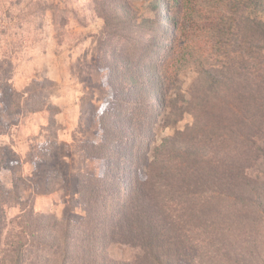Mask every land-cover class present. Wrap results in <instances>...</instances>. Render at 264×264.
Listing matches in <instances>:
<instances>
[{"label":"trees","instance_id":"trees-1","mask_svg":"<svg viewBox=\"0 0 264 264\" xmlns=\"http://www.w3.org/2000/svg\"><path fill=\"white\" fill-rule=\"evenodd\" d=\"M186 1L157 0L166 15L157 10L151 36L139 37L136 64L118 58L119 68L108 65L115 72L125 68L111 84L115 95L124 92L126 99L117 96V103L126 104L120 107L126 113L120 121L113 110L104 113L101 142L83 149L105 171L79 176L81 221L23 210V233L7 264H208L207 246L222 251L209 238L225 222L220 204L239 210L245 224L264 221V184L249 173L261 152L264 162V148L255 139L264 131V0H202L197 14ZM108 6L119 10V1ZM122 10L110 19L122 17L128 24V10ZM191 69L198 73L197 88L184 92L181 75ZM36 90L26 89L17 110L39 111ZM170 108L180 118L191 114L192 125L163 140L146 172L124 163L133 159L132 140L153 136V123ZM2 112L0 107V132ZM244 137L250 150L260 152L247 166L239 163L242 152L236 154ZM197 202L205 205L196 210ZM9 204L19 205L21 198L0 182V241L7 227L3 206ZM27 232L35 237L28 241ZM112 244L140 252L132 261L113 260L107 251Z\"/></svg>","mask_w":264,"mask_h":264},{"label":"rangeland","instance_id":"rangeland-1","mask_svg":"<svg viewBox=\"0 0 264 264\" xmlns=\"http://www.w3.org/2000/svg\"><path fill=\"white\" fill-rule=\"evenodd\" d=\"M110 1L0 0V107L4 127L0 132V182L4 190L21 198L19 205L3 206L7 227L0 241V264L9 263L16 236L23 233L18 226L23 210L33 208L35 217L79 223L83 216L77 194L79 176L94 177L105 171V165L83 149L101 142L104 113L113 110L118 121L125 117L126 108L120 107L126 104L117 103V96L125 100V94L119 91L115 95L111 84L119 80L117 72L125 68L115 72L108 65L114 70L118 58L136 64L135 58L140 56L134 49L140 43L139 37L147 40L151 36L157 10L166 15L162 7L156 6L157 0H118L119 10L109 7ZM186 2L195 14L201 9L202 0ZM50 7L56 8L54 12ZM122 9L128 10V24L122 23V17L110 19ZM141 53L145 60L150 57L146 50ZM197 77L194 69L181 75L184 92L197 88ZM33 87L37 88L34 96L39 111L17 110L20 96ZM193 121L189 113L180 118L168 109L153 123V136L132 140L128 150L133 159L124 163L137 170L143 166L146 172L147 165L157 161L163 140L185 131ZM255 139L264 148V131ZM238 142L240 165H252L251 156L260 152L255 146L250 150L251 143L245 137ZM261 155L249 173L264 184ZM203 203L197 202L196 210ZM220 208L225 222L218 224L209 238L212 244L216 240L221 243L222 251L207 246V263L264 264L263 217H259V224H245L239 210L230 203L220 204ZM219 226H223L221 230ZM25 236L28 241L35 237L29 232ZM107 251L111 259L125 261L134 260L140 252L114 244Z\"/></svg>","mask_w":264,"mask_h":264}]
</instances>
